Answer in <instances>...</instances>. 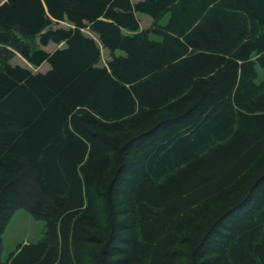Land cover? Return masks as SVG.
<instances>
[{"label": "trees", "instance_id": "obj_1", "mask_svg": "<svg viewBox=\"0 0 264 264\" xmlns=\"http://www.w3.org/2000/svg\"><path fill=\"white\" fill-rule=\"evenodd\" d=\"M258 66L264 0L2 3L0 255L46 225L0 264H264Z\"/></svg>", "mask_w": 264, "mask_h": 264}, {"label": "rangeland", "instance_id": "obj_2", "mask_svg": "<svg viewBox=\"0 0 264 264\" xmlns=\"http://www.w3.org/2000/svg\"><path fill=\"white\" fill-rule=\"evenodd\" d=\"M6 0H0V5L4 3ZM139 0H133V2H137ZM138 17L141 20V28L143 30L151 29L153 26V21L150 17L144 14H138ZM170 18V14H168L161 22V24L165 25ZM56 27H69L68 23H60ZM89 34V32H86ZM90 36H92L90 34ZM159 37L152 35V39H158ZM57 46L51 45L48 48V51L56 49ZM6 51H9L2 57L6 61L12 62L14 65H21L25 68H28L34 72H42L45 73L50 69V65L48 63L43 64L41 67H33L30 65L22 56L19 50L11 47L5 46ZM102 52V65H106L107 62L110 60V53L106 49L101 46ZM258 78L256 80L257 83H260L264 80V68L258 66ZM45 222L43 220L35 219L30 212L27 210H18L16 211L8 225L6 226L3 234H2V243H3V250L0 255V259L2 261L7 260L11 253L15 252L17 247L20 244H32L37 243L43 237V233L45 230Z\"/></svg>", "mask_w": 264, "mask_h": 264}]
</instances>
